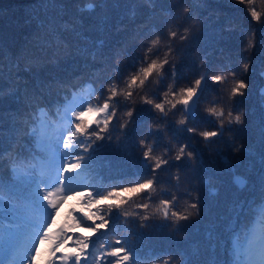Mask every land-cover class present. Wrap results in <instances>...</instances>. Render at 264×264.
I'll return each mask as SVG.
<instances>
[{
    "label": "trees",
    "instance_id": "16d2710c",
    "mask_svg": "<svg viewBox=\"0 0 264 264\" xmlns=\"http://www.w3.org/2000/svg\"><path fill=\"white\" fill-rule=\"evenodd\" d=\"M89 2L95 4L94 10L81 11ZM167 7L168 0H157L154 8H149L144 0H0V122L6 137L10 128L20 129L13 143V154L20 150L21 145H27L35 155H41L35 146V137L25 135L31 126L32 114L39 108L47 109L50 118L57 120V108L70 101L73 93L89 84L99 87L106 62L99 55L93 59L97 41H105L103 51L106 54L122 46L134 49L133 56L138 55L143 51L139 45L154 38L139 35L142 30L153 25H161L165 29L172 26L164 23L165 15L162 13ZM184 7L192 9L191 19L185 27L191 28L195 39L174 45V48L179 46L181 49L174 51L171 57L176 64L178 79L173 82L169 76L166 82H156L158 78L154 73L150 78L152 82L146 81L145 88L137 91L141 96L147 94L155 102H162L167 85L179 90L199 78L204 70L201 61L205 65L224 67L242 62L241 58L247 55L250 71L242 78L249 88L246 96L240 98L241 103L233 102L234 113H244V123L234 125L235 130L231 133L211 138L214 142L207 144L203 137H189L186 132L181 134L180 139L190 140L194 145L189 150H194L196 156L179 170L182 181L178 187L175 186V167L169 171H158V183L154 186L158 192L164 189L176 194L178 201L174 210L182 212L196 202L198 196L199 217L181 221L183 227L179 230L173 221H164L159 216L144 222L145 227L133 218H128L127 223L121 219L117 225H109L113 231L103 242L112 243L131 234L132 242L138 248L144 249L149 257L157 258L156 264H160L159 258L167 254L182 260L181 252L190 256L193 264H207L210 259L219 261V264H233L232 248L236 238L243 240L245 233L260 230L257 206L261 203V186L264 183V95L261 94V89H264V76L261 75L264 72V0H256L251 6L238 5L234 0H185L175 11L182 13ZM245 7H256L261 11V20L253 21ZM250 30L255 32L256 46L243 53L241 49L247 44ZM165 43L167 41L162 37V45ZM165 51L167 49L162 48L158 55L163 58ZM131 58L127 53L117 57L125 77L142 66L131 67ZM167 68L165 65V70ZM228 87L229 84H225L223 90H217L215 86H209L210 90L205 92L200 105L199 130H214V124L205 119L203 110L214 98L226 96ZM154 92H158L159 97L153 95ZM134 99L137 102L134 119L139 114L137 125L130 127L126 136L118 131L113 134L112 141H97L94 146L97 150L94 153L92 183L105 191H110L112 186L130 187V181L143 182L149 178L148 168L141 160L138 140L147 133L155 115L141 110L139 96H134ZM143 107L147 109L150 106ZM127 111L128 108L123 106L119 109L120 114ZM179 118V113L174 118L170 114V119L178 121ZM171 135L170 130L168 136ZM166 144L167 139L157 154ZM241 144V151H235ZM4 147H8L7 139ZM0 171L7 180L10 175L7 160ZM235 174L247 178L243 188L233 182ZM90 190L95 193L94 188ZM168 198L163 194H153L150 203L158 205L160 199ZM133 199L138 201L136 196ZM129 205L134 209L132 201L126 207ZM70 206L79 208L80 205L75 200L67 201L61 209V223L68 218L65 213L70 211ZM74 215H79V212ZM78 232L89 235L86 226ZM68 246L75 245L69 242Z\"/></svg>",
    "mask_w": 264,
    "mask_h": 264
},
{
    "label": "snow or ice",
    "instance_id": "6c2138e0",
    "mask_svg": "<svg viewBox=\"0 0 264 264\" xmlns=\"http://www.w3.org/2000/svg\"><path fill=\"white\" fill-rule=\"evenodd\" d=\"M156 2L144 0L149 8H154ZM234 2L251 6L256 0ZM183 3L185 0H168V7L162 14L165 15L164 23L172 26L165 29L161 25H153L139 33L154 38L139 45L143 51L138 55L133 56L134 49L122 46L106 54L103 51L105 41L96 42L93 59L99 55L106 62L99 87L89 84L73 93L70 101L57 108V120H52L45 108H39L31 116L32 123L25 135L35 137L40 156L35 155L27 145H21L20 150L13 154V143L20 129L10 128L6 137L0 122V169L7 160L10 173L6 180L0 171V264H149L150 259L151 264H156L157 258L149 257L144 249L138 248L132 242L131 234L105 244L103 241L113 231L109 225H117L121 219L127 223L128 218H133L145 227L144 222L159 216L164 221H173L174 227L179 230L183 227L181 221L200 216L198 196L196 202L182 212L174 210L178 201L176 194L164 189L158 192L154 186L158 183V171H169L175 167V186L178 187L182 181L179 170L196 156L194 150H189L194 145L190 140L185 142L180 139L181 134L186 132L189 137H203V142L207 144L214 142L211 138H220L234 131V125L244 123V113H234L233 102L241 103L240 98L247 94L249 84L242 77L250 71V60L244 55L242 62L224 67L205 65L201 61L204 70L190 86L175 90L173 85H167L162 102H155L147 94L141 96L137 89L143 90L146 81L151 83L154 73L158 78L156 82H166L169 76L173 82L178 79L176 64L171 57L174 51L181 49L179 46L174 48V45L177 42L190 43L195 39L191 28L185 27L191 19L192 9L184 7L182 13L175 11ZM94 8L95 4L89 2L81 11ZM244 10L253 21L261 20L262 13L256 7H245ZM162 37L167 41L163 45ZM255 46V32L250 30L247 44L241 51L248 53ZM162 48L167 49L163 58L158 55ZM125 53L132 57L131 67L142 65L127 77L117 59ZM153 56L156 58L152 59ZM165 65H168L166 70ZM261 75L264 76V72ZM225 84H229L227 95L214 98L203 110L205 119L214 124V130H199L200 105L205 92L210 90V85L223 90ZM261 94L264 95V89H261ZM153 95L159 97L160 94L154 92ZM134 96L140 97L142 111L155 115L147 133L138 140L141 160L148 168L149 178L143 179V182L130 181V187L112 186L110 191H105L92 183L94 153L97 150L94 146L97 141H112L113 134L118 131L126 136L127 130L137 125L139 114L134 119V112L137 111ZM144 105L150 107L145 109ZM121 106L128 111L120 114ZM177 113L180 116L178 121L170 119V114L174 118ZM170 130L171 137L168 136ZM5 139L8 141L7 148L4 147ZM116 139L119 140V137ZM166 139V146L157 154ZM242 148L241 144L235 151L239 152ZM236 183L243 186L246 181L237 177ZM261 187V203L257 206L260 231L245 233L243 240L236 238L232 248L233 264H264V183ZM93 188L95 193L90 190ZM153 194L169 198L160 199L158 205H153L150 203ZM134 196L139 202L133 199ZM69 200H75L80 206H70V211L65 213L68 218L61 223V209ZM129 201L134 204V209L131 205L126 207ZM77 211L79 215H74ZM85 226L89 235L78 232ZM69 242L75 246L69 247ZM180 257L182 260L167 254L159 258L160 264H193L191 257L185 253L181 252ZM207 264H219V261L210 259Z\"/></svg>",
    "mask_w": 264,
    "mask_h": 264
},
{
    "label": "water",
    "instance_id": "95a60500",
    "mask_svg": "<svg viewBox=\"0 0 264 264\" xmlns=\"http://www.w3.org/2000/svg\"><path fill=\"white\" fill-rule=\"evenodd\" d=\"M237 177H241V178H243L245 181H246V183H247V178L244 176V175H242V174H235L234 176H233V180H234V182L236 183V178ZM245 183V184H246ZM237 184V183H236ZM245 184L243 185V186H241V185H239V184H237L240 188H242V187H244L245 186Z\"/></svg>",
    "mask_w": 264,
    "mask_h": 264
},
{
    "label": "rangeland",
    "instance_id": "374dc122",
    "mask_svg": "<svg viewBox=\"0 0 264 264\" xmlns=\"http://www.w3.org/2000/svg\"><path fill=\"white\" fill-rule=\"evenodd\" d=\"M255 231H256L257 233H259L260 230H259V229H255Z\"/></svg>",
    "mask_w": 264,
    "mask_h": 264
}]
</instances>
